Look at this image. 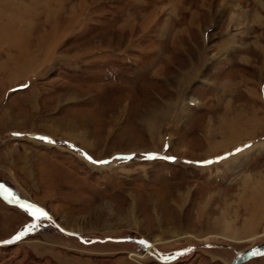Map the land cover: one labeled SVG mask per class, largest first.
<instances>
[{"label":"rangeland","instance_id":"1","mask_svg":"<svg viewBox=\"0 0 264 264\" xmlns=\"http://www.w3.org/2000/svg\"><path fill=\"white\" fill-rule=\"evenodd\" d=\"M28 33L54 61L21 87L0 72V264H229L264 244V0H0V45ZM3 189L48 215L20 240L33 221Z\"/></svg>","mask_w":264,"mask_h":264},{"label":"crops","instance_id":"2","mask_svg":"<svg viewBox=\"0 0 264 264\" xmlns=\"http://www.w3.org/2000/svg\"><path fill=\"white\" fill-rule=\"evenodd\" d=\"M56 1V0H55ZM160 11H158L159 13ZM162 12H164V8H162ZM161 12V13H162ZM158 16V15H157ZM161 16V14H159L158 18ZM135 19V18H134ZM132 22V19H130L128 22H126L124 24V26H120V28L122 27H125L126 25L129 26V23ZM153 23L157 24V23H160L159 22V19H157V17H155V20H152L147 26L143 27L144 24L141 25V31H145L146 29H148L151 25H153ZM123 25V24H122ZM158 25V24H157ZM156 25V26H157ZM138 26V25H137ZM135 29V28H134ZM129 31H131V28H129ZM135 32V31H134ZM134 34V33H133ZM133 34L131 33V36H133ZM35 37V34L33 33H28V35H25V34H22L20 35L19 37H15L13 39H9V40H4V44H1L3 45L4 48H6L7 50H16V53L14 55L12 54H9V56L7 57L8 59L6 61H1L0 60V72L1 71H6V72H10V75L11 73L14 72V70L18 69V68H22V70H28L27 72H36V71H39L41 69V66L39 63V61L41 60V62L45 65L46 64H49L51 61H54L50 58L51 56V49L48 50V54L45 55L43 54V59L41 58L40 59V55H38L40 53V44L36 45V46H29V42L30 41H33ZM23 39L24 41V46L22 47V49H20L19 47V44L21 42V39ZM54 39L52 38V41ZM50 41H51V38H50ZM53 42H56V40H54ZM0 45V47H1ZM1 50V49H0ZM3 50V49H2ZM29 52H33L34 55H30ZM243 54V53H242ZM241 54V55H242ZM38 62V63H37ZM55 63V62H54ZM11 68V69H10ZM9 69V70H8ZM30 73L29 74H26V76L22 77V78H17L14 82H13V85L9 84L8 85V88L10 87H14V86H19L21 87L23 84H26L24 83L25 80H27V76L29 75L28 78H30ZM18 80H23L22 83H19V84H16ZM11 85V86H10ZM260 140H264V138L260 139ZM251 143L247 144V145H250ZM244 146V145H243ZM240 148H243V147H240ZM259 152V151H258ZM6 155V154H5ZM3 155V158L6 156ZM1 157V156H0ZM229 157V156H228ZM255 163L253 164V166H256V169H259V167H262L264 166V159H261V160H255V162L253 161H249V163ZM198 165H200V163H198ZM264 212H262L263 214ZM261 214V215H262ZM259 215V214H258ZM157 256V255H156ZM160 262L164 261V262H167L165 259H161V257H159L158 259ZM158 261V263H159ZM163 264V263H162Z\"/></svg>","mask_w":264,"mask_h":264},{"label":"snow or ice","instance_id":"3","mask_svg":"<svg viewBox=\"0 0 264 264\" xmlns=\"http://www.w3.org/2000/svg\"><path fill=\"white\" fill-rule=\"evenodd\" d=\"M23 87H27V85H24ZM14 135H20L19 133H15ZM37 139L41 140V141H45L48 143H52V141L48 138V137H37ZM251 147V145H244L243 148H237L235 150V153H229L226 156L223 157H218V160H224L227 159L228 156L237 154V153H241L247 149H249ZM90 159V158H89ZM167 159L173 160L174 157H167ZM215 161H202L200 163L202 164H212ZM98 163H107V161H99ZM3 195L5 199H9L11 200V202L13 203H18L16 201V198L14 197V195L10 192H8L7 189H3ZM18 206L25 212L27 213V215L29 217H31L33 223H30L28 225L25 226L24 231H21L20 233H18L13 239L14 240H20L26 233L33 231L35 228H37L39 225L36 223V221H40L41 219H47L48 215L47 213L40 207L34 205V204H29V203H18ZM61 231H63V229H61ZM69 235H72L71 233ZM139 244L141 245H146V242L141 240L138 241ZM261 253H258L257 251H253L251 253V255H258Z\"/></svg>","mask_w":264,"mask_h":264},{"label":"water","instance_id":"4","mask_svg":"<svg viewBox=\"0 0 264 264\" xmlns=\"http://www.w3.org/2000/svg\"><path fill=\"white\" fill-rule=\"evenodd\" d=\"M253 251H257L261 254L251 255ZM262 256H264V244L254 246L244 251L236 252L229 264H243L248 262L249 260Z\"/></svg>","mask_w":264,"mask_h":264},{"label":"bare ground","instance_id":"5","mask_svg":"<svg viewBox=\"0 0 264 264\" xmlns=\"http://www.w3.org/2000/svg\"><path fill=\"white\" fill-rule=\"evenodd\" d=\"M53 14V13H52ZM54 15V14H53ZM52 15V16H53ZM157 25V24H156ZM144 27V26H143ZM153 60V59H152ZM16 71V73H17V75L16 76H18L19 74L21 75V76H25L26 75V73H29V72H27L28 70H22V68H18V69H16L15 70ZM15 73V74H16ZM18 78H20V77H18ZM234 125V124H233ZM229 127H233L232 126V124H231V126H230V124H229ZM232 129V128H231ZM72 132V131H71ZM75 134V133H74ZM262 190V191H259V190ZM259 190H258V194H260V193H263L264 192V190L262 189V188H260ZM261 205L262 206H264V202L263 203H261ZM260 210H262V209H258V208H256V209H253V211L254 212H258V211H260ZM147 245V244H146ZM152 245V244H151ZM259 245H261V244H259ZM146 247V246H145ZM147 247H149L148 245H147ZM254 247V246H253ZM252 248V247H251ZM249 249V248H248ZM262 257H264V256H262ZM259 258H261V257H259ZM254 259H257V258H254ZM254 259H252V260H254ZM252 260H249L248 262H250V261H252ZM248 262H246V263H248ZM230 263V262H229ZM244 264V263H243Z\"/></svg>","mask_w":264,"mask_h":264}]
</instances>
